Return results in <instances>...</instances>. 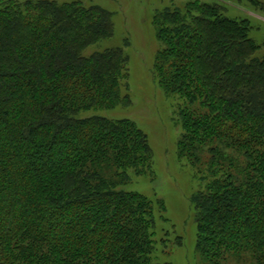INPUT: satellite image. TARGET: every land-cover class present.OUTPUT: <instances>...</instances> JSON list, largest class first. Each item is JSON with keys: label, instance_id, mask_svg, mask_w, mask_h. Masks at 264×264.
I'll use <instances>...</instances> for the list:
<instances>
[{"label": "trees", "instance_id": "1", "mask_svg": "<svg viewBox=\"0 0 264 264\" xmlns=\"http://www.w3.org/2000/svg\"><path fill=\"white\" fill-rule=\"evenodd\" d=\"M231 1L158 11L153 73L177 102L178 156L201 183L190 198L199 261L264 264V56ZM114 28L110 11L81 1L0 0V264L168 254L165 202L126 189L151 178L149 137L98 114L132 105L124 49L85 55Z\"/></svg>", "mask_w": 264, "mask_h": 264}, {"label": "rangeland", "instance_id": "2", "mask_svg": "<svg viewBox=\"0 0 264 264\" xmlns=\"http://www.w3.org/2000/svg\"><path fill=\"white\" fill-rule=\"evenodd\" d=\"M59 1H81L87 5L100 6L113 14L114 37L88 48L85 55L110 48L124 49L129 58V94L132 105L98 114L112 120H131L149 137L153 150L151 178L133 177L126 189L149 198L162 199L167 206L168 221L159 223L158 231L168 233L170 241L167 243L168 254L160 257V264H201L196 251L197 229L192 219L194 211L190 203V198L198 192L201 183L195 168L185 164L178 156L182 130L175 119L177 102L162 91L153 73L157 56L162 50L154 27L155 15L168 7H182L193 0ZM257 1L264 4V0ZM230 4V17H243L250 21L253 27L251 37L261 46L258 55L263 57L264 9L255 6L250 0H232ZM90 113L87 114L91 115ZM2 168L4 175H8L10 166L2 164ZM177 238L182 239V246L176 244ZM240 263L241 261L230 257L224 264Z\"/></svg>", "mask_w": 264, "mask_h": 264}]
</instances>
